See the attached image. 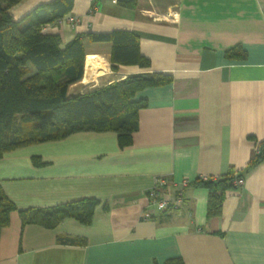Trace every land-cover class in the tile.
<instances>
[{
    "label": "crops",
    "instance_id": "0c3cea01",
    "mask_svg": "<svg viewBox=\"0 0 264 264\" xmlns=\"http://www.w3.org/2000/svg\"><path fill=\"white\" fill-rule=\"evenodd\" d=\"M46 1L20 0L9 13L21 19ZM113 30L137 36L149 66L112 69L111 43L84 37L82 78L68 96L140 73L170 81L135 94L146 103L127 145L113 131H78L0 157V186L16 208L0 230V264H264V157L248 166L264 139V0H73L42 27L62 45ZM235 45L243 59L225 56ZM228 171H239L242 184L225 191L218 215L207 216V189L189 184L179 213L141 218L157 176L178 183ZM82 198L97 200L87 224H21L18 210Z\"/></svg>",
    "mask_w": 264,
    "mask_h": 264
},
{
    "label": "trees",
    "instance_id": "16d2710c",
    "mask_svg": "<svg viewBox=\"0 0 264 264\" xmlns=\"http://www.w3.org/2000/svg\"><path fill=\"white\" fill-rule=\"evenodd\" d=\"M20 0H0V157L18 147L62 139L78 131H113L120 146L131 142L138 126V111L145 99L135 94L147 86L170 81L161 72L140 73L110 82L89 92L67 95L70 84L83 74V39L111 43V68L117 65L149 66L141 55L137 36L122 30L76 35L62 45L57 34L42 32L72 7L73 0H49L37 5L21 19H15L9 9ZM134 0H118L131 5ZM227 58L243 59L241 45L225 51ZM264 157V139L257 143L248 166ZM35 164L37 157L32 158ZM239 171H228L219 177H196L190 185L207 189V216L220 213L224 193L235 189L233 180ZM97 200L82 198L50 207L18 210L21 224H39L54 228L65 217L87 224ZM14 203L0 186V230L9 223ZM61 242L84 243L82 238L62 236ZM161 264H183L180 257L166 259Z\"/></svg>",
    "mask_w": 264,
    "mask_h": 264
},
{
    "label": "built area",
    "instance_id": "2783aa9c",
    "mask_svg": "<svg viewBox=\"0 0 264 264\" xmlns=\"http://www.w3.org/2000/svg\"><path fill=\"white\" fill-rule=\"evenodd\" d=\"M66 20L70 24L76 22V19L70 16L66 17ZM189 182L187 178L175 183L167 176H157L153 185L146 191L147 206L142 211L141 218L147 220L154 219L156 215L160 214L179 213L184 203V189L189 185ZM233 183L239 187L242 184V177H236ZM170 189H172V193H169Z\"/></svg>",
    "mask_w": 264,
    "mask_h": 264
},
{
    "label": "bare ground",
    "instance_id": "6f19581e",
    "mask_svg": "<svg viewBox=\"0 0 264 264\" xmlns=\"http://www.w3.org/2000/svg\"><path fill=\"white\" fill-rule=\"evenodd\" d=\"M107 71H108V70H107ZM90 73H91V68L85 70V77H84V80H83V81H85V82H86V81H87V82L89 81V79H90V77H91ZM91 80H92V79H91ZM87 82H86V83H87Z\"/></svg>",
    "mask_w": 264,
    "mask_h": 264
}]
</instances>
